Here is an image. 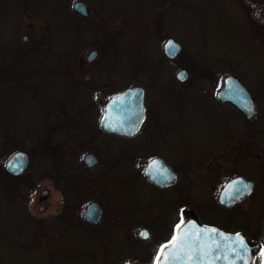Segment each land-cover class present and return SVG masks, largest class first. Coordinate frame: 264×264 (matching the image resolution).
<instances>
[{"label": "rangeland", "instance_id": "rangeland-1", "mask_svg": "<svg viewBox=\"0 0 264 264\" xmlns=\"http://www.w3.org/2000/svg\"><path fill=\"white\" fill-rule=\"evenodd\" d=\"M75 1L0 0V264H145L164 214L183 205L264 244V0H83L88 17ZM169 36L181 44L172 59ZM231 72L256 97L249 119L216 97ZM133 85L144 89L142 129L104 133L107 98ZM19 148L30 164L14 177L4 162ZM89 150L99 159L87 173ZM154 154L175 166L173 185L147 181ZM236 174L254 188L221 207L218 191ZM92 198L103 207L95 223L82 218ZM143 226L152 236L140 241Z\"/></svg>", "mask_w": 264, "mask_h": 264}, {"label": "water", "instance_id": "water-1", "mask_svg": "<svg viewBox=\"0 0 264 264\" xmlns=\"http://www.w3.org/2000/svg\"><path fill=\"white\" fill-rule=\"evenodd\" d=\"M72 8L82 17H88L89 9L83 0L73 2ZM171 41L173 47L166 50V45ZM181 51V45L172 37H168L163 42V52L168 58H174ZM96 54L92 50L87 54V61H91ZM181 74L183 78H181ZM188 71L185 68L179 69L175 76L179 81H185L188 78ZM216 96L221 102H229L233 104L246 117H252L255 112V100L250 90L241 82L235 73L225 75L218 85ZM144 90L141 86H131L114 96L106 103L103 116L102 128L105 131L117 132L119 134L131 135L135 133L145 116V106L143 103ZM107 124V127L105 126ZM29 153L26 150L18 149L11 153L4 163V169L7 173L18 176L24 173L29 166ZM84 162L88 167H92L96 163L93 153H87L84 156ZM157 161L156 168L148 171L149 165L153 161ZM166 170V171H165ZM145 173L151 183L155 185H165L174 180L175 173L172 167L167 164L161 157L152 158L145 167ZM233 181H239L242 184L253 187V181L247 177L238 175L226 181L219 192L218 202L223 206H230L240 198L248 195L250 191L245 193H237L236 185L229 188ZM48 194V190L44 189L40 195L43 199ZM225 198V202H221V198ZM101 206L97 201H90L85 207L83 218L89 222H96L101 216ZM184 212L187 215L180 228L177 229L172 241L167 244L164 251L160 249L154 264H173L170 257L175 254L180 257L178 264H192L184 260L191 254L194 247L203 246L204 260L202 264H241L238 257L243 256V264H251L253 253L260 248V242L250 240L244 232L228 233L216 226H208L202 224L191 207L186 206ZM215 231L214 235L210 232ZM239 234V235H237ZM243 241L241 246L240 241ZM218 249V251H216ZM261 264H264V249L262 253Z\"/></svg>", "mask_w": 264, "mask_h": 264}, {"label": "flooded vegetation", "instance_id": "flooded-vegetation-1", "mask_svg": "<svg viewBox=\"0 0 264 264\" xmlns=\"http://www.w3.org/2000/svg\"><path fill=\"white\" fill-rule=\"evenodd\" d=\"M86 78H88V76H86ZM127 88V87H126ZM125 89V88H124ZM120 91V90H119ZM119 91H117V92H119ZM117 92H115V93H117ZM115 93H113V94H115ZM112 94V95H113ZM111 95V96H112ZM110 97V96H109ZM108 97V98H109ZM108 98H107V100H108ZM106 100V101H107ZM106 103V102H105ZM104 106H105V104H104ZM103 110H104V107H103ZM103 110H102V113H103ZM238 111V110H237ZM239 112V111H238ZM240 113V112H239ZM147 117H148V110H147V108H146V105H145V117H144V120H143V122H142V124L140 125V127H139V129L134 133V134H132V135H124V134H119V133H117V132H109V131H105V130H103V128H102V126H101V130L104 132V133H107V134H113V135H116L117 137H123V138H131V137H133V136H135V134H137L141 129H142V126L144 125V123H145V121L147 120ZM101 119H102V115H101ZM247 119H249V118H247ZM101 121V120H100ZM226 145H227V147H229V148H232V146H233V144H232V142L231 141H227L226 142ZM93 153V155H94V157H95V159H96V163L92 166V167H88L87 165H86V163H84V161H83V165H84V167H85V171L88 173L89 171L88 170H92L96 165H97V163H98V155L97 154H99L98 153V151H97V154L94 152V151H92V150H89V151H87V153ZM122 156V154H121V152H119L118 153V158H120ZM153 157H161L165 162H167L168 164H170V166L172 167V169L174 170V173H175V178H174V180H173V182L172 183H170V184H167V185H164V186H161V187H157V188H165V187H169V186H171V185H173L175 182H176V179H177V170H176V168H175V166L174 165H172L171 163H169L167 160H166V158L165 157H163V156H161V155H159V154H154V155H151L150 157H149V159L147 160V162L145 163V165L153 158ZM123 162H128V158L127 159H125V161H123ZM145 167V166H144ZM96 178H97V176H94L92 173H91V175L89 176V179L87 180V182L85 183V185H86V187H88V185L89 184H91V182L93 181V180H96ZM97 181H99V180H97ZM148 181V180H147ZM149 182V181H148ZM149 184L152 186V184L149 182ZM74 185H76V186H78L79 184H77V183H75ZM82 186V188H83V185H81ZM154 186V185H153ZM156 187V186H155ZM67 197L68 198H70L69 197V194L67 195ZM78 198H81V194H75V197H72V198H70V201H71V206L72 207H74V206H80L81 207V204L80 205H78L79 204V202L80 201H78ZM92 200H94V201H97L99 204H100V206H101V208H102V210H101V216L103 215V207H102V205H101V203L97 200V199H90V200H88V201H92ZM86 204H87V202H86ZM85 204V205H86ZM84 205V206H85ZM184 207H185V205H183L180 209H177V211H176V218H174L173 219V215L172 214H170V216L167 214H164V216L163 217H165V220H164V223H163V221L161 222V224H160V226H159V231H158V233H155L154 234V242H155V249H156V252H154V255H153V257H151V261L149 260V261H147L145 264H152V262L155 260V257H156V254H157V252H158V250L160 249V247L161 246H163L164 244H166V243H168L171 239H172V237H173V235H174V233H175V230H176V225L177 224H179L182 220H184V218L187 216L186 214H185V212H184ZM76 210V209H75ZM83 210H84V208H83ZM83 212V211H82ZM195 213V212H194ZM194 215H197V217L198 218H200L199 217V215H198V213H195ZM201 219V218H200ZM202 220V219H201ZM141 229H144L143 230V232H147L148 233V237L147 238H142V237H140V230ZM152 236V231L149 229V228H147V227H141L138 231H137V237L139 238V240L140 241H144V240H147V239H149L150 237ZM148 253H149V251H148ZM148 253H146L147 255H148Z\"/></svg>", "mask_w": 264, "mask_h": 264}, {"label": "snow or ice", "instance_id": "snow-or-ice-1", "mask_svg": "<svg viewBox=\"0 0 264 264\" xmlns=\"http://www.w3.org/2000/svg\"><path fill=\"white\" fill-rule=\"evenodd\" d=\"M173 47L172 42L169 41L168 44L166 45V50H171V48ZM181 78H183L182 74H181ZM105 126L107 127V124H105ZM158 165L157 161H153L151 165H149V169L148 171H151L152 169L156 168ZM166 171V170H165ZM236 185H239V187L236 188L237 193H245L247 191H250V186L247 184H242L239 181H233L230 185L229 188H233ZM221 202H225V198L222 197L221 198ZM180 224L176 225V228L179 229L180 228ZM215 231L213 230L212 232H210V235H214ZM239 235V234H237ZM141 237L147 238L148 237V233L147 232H141L140 233ZM241 246H243V241H240ZM168 246L165 245L163 249H161V251H164ZM218 251V249L216 250ZM204 253V248L203 246L200 247H194L191 249V254L187 255L184 260L188 261V262H192V264H202L203 260H204V255L201 254ZM170 259L173 261V264H178V262L180 261V257H178L177 255L173 254ZM238 259L241 264H243V256L235 258ZM159 261V257H157V262Z\"/></svg>", "mask_w": 264, "mask_h": 264}, {"label": "trees", "instance_id": "trees-1", "mask_svg": "<svg viewBox=\"0 0 264 264\" xmlns=\"http://www.w3.org/2000/svg\"><path fill=\"white\" fill-rule=\"evenodd\" d=\"M65 195V194H64Z\"/></svg>", "mask_w": 264, "mask_h": 264}]
</instances>
